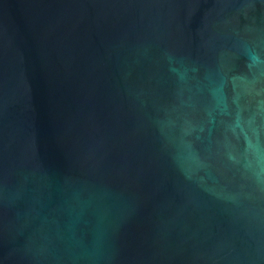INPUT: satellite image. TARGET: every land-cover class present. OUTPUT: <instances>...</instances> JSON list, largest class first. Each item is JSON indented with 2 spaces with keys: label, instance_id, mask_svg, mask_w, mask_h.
I'll return each instance as SVG.
<instances>
[{
  "label": "water",
  "instance_id": "water-1",
  "mask_svg": "<svg viewBox=\"0 0 264 264\" xmlns=\"http://www.w3.org/2000/svg\"><path fill=\"white\" fill-rule=\"evenodd\" d=\"M0 264H264V0H0Z\"/></svg>",
  "mask_w": 264,
  "mask_h": 264
}]
</instances>
